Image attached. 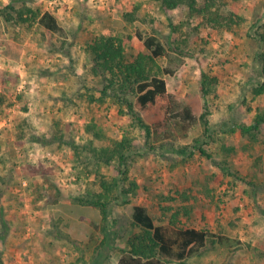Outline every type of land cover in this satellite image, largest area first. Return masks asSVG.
<instances>
[{"label": "rangeland", "instance_id": "374dc122", "mask_svg": "<svg viewBox=\"0 0 264 264\" xmlns=\"http://www.w3.org/2000/svg\"><path fill=\"white\" fill-rule=\"evenodd\" d=\"M23 4L39 11L36 21L6 22L14 13L6 7ZM221 11L243 21L232 31L213 29L184 6L165 11L153 0H0V264H118L125 238L138 230L130 225L137 204L156 224L177 219L213 235L198 254L167 264H264V123L241 130L264 116V92L255 91L263 80L264 0H226ZM45 12L57 30L39 22ZM100 35L121 38L128 61L148 53L149 36L164 47L155 62L166 94L146 111L135 107L149 137L113 95L89 100L100 99L104 86L86 50ZM201 72L218 79L207 97L209 138L199 120ZM22 124L30 129L17 138ZM57 129L63 140H48ZM31 133L48 142L31 141ZM124 137L133 145L125 184L136 183V195L113 205V247L99 248V210L73 196L98 191L100 177H118L116 162L93 172L86 156ZM199 140L210 157L194 148Z\"/></svg>", "mask_w": 264, "mask_h": 264}, {"label": "trees", "instance_id": "16d2710c", "mask_svg": "<svg viewBox=\"0 0 264 264\" xmlns=\"http://www.w3.org/2000/svg\"><path fill=\"white\" fill-rule=\"evenodd\" d=\"M160 4L162 10L173 11L179 6L187 8L189 18L200 16L213 29L232 31L233 25H240L243 18L232 12H229V17L222 13V6L225 5L226 0H153ZM202 5H201V4ZM7 10L10 9L14 13L4 17L6 22L15 20L18 24H32L36 21L39 11L22 5L19 9L8 5ZM13 16V17H12ZM39 22L49 31L58 29L55 18L48 12L42 14ZM258 34V33H256ZM260 41L264 42V33L259 35ZM144 45L148 53H139L131 61L126 60L124 42L117 36L100 35L93 38L92 41L86 45L87 52L92 58L91 72L94 76L101 78L104 85L100 90V99H94L93 95H89V100L101 102L104 97L113 95L119 104H124L127 114L132 118V126L141 128L146 137L150 135V127L146 125L138 111H146L156 103L158 97L166 94V82L162 76L161 67L156 64L155 59L164 54L163 45L153 36L145 39ZM257 60L261 65L262 82L258 85L256 93L264 92V51L259 52ZM218 79L215 76H210L205 72H201L200 76V92L205 99L204 111L200 116V121L203 126L205 138H209L210 124L208 115L210 111L207 108V97L215 94V88ZM131 94L133 101L129 100L128 95ZM135 107L138 108L136 111ZM122 110V109H121ZM261 123H264V116H257L254 123L247 127H242L243 132H252L256 130ZM17 126L19 131L16 133L17 138L24 137V130L29 126L22 124ZM56 122L54 126H58ZM87 130L90 126L87 125ZM30 129V127L28 128ZM27 129V130H28ZM51 139L54 141H62L63 134L57 129L52 132ZM95 136H99L94 133ZM29 139L35 142H46L45 136L30 134ZM46 140V141H45ZM48 142V141H47ZM200 140L196 142L195 149H198L200 154L210 157L204 149L199 146ZM50 143V142H49ZM87 149V147H85ZM89 148V147H88ZM133 148L132 141L123 138L119 141H113L112 146L104 147L99 150L89 148L91 155L86 156L91 164L93 172H99L101 166H110L117 163L118 177H113L110 180L106 178H98L99 190L91 191L89 188L80 192L78 196H73V201L82 206H91L99 210L100 230L103 238L100 241L99 248L113 247L115 235L116 221L111 217V210L115 203L122 199V203H127L129 200L124 199L129 194L136 195L137 184L128 181V162L131 158V153L127 152ZM132 150V149H131ZM130 150V151H131ZM76 162L81 170H86L80 158V152L75 148ZM78 153V154H77ZM95 154V155H94ZM75 168V167H74ZM99 174V173H98ZM80 174H77L79 177ZM6 181L8 183L11 181ZM5 182V181H4ZM44 182L48 186L60 193L59 189L49 178L44 177ZM33 193L37 194L39 199L41 197V189L43 185L35 187ZM61 194V193H60ZM55 201V200H54ZM178 213L174 216L177 218ZM177 220V219H176ZM175 220V221H176ZM170 224H156L147 212L146 208L141 205H134L132 207L131 222L132 228H137L136 232H130L125 238L124 246L119 249L118 264H167L166 258H176L183 260L192 257L200 252L210 240V233L204 229H196L193 227L182 226L179 221ZM218 236V235H214ZM213 242V240H211ZM94 262V261H93ZM95 264V263H93Z\"/></svg>", "mask_w": 264, "mask_h": 264}]
</instances>
